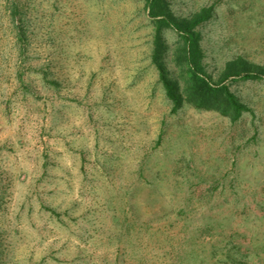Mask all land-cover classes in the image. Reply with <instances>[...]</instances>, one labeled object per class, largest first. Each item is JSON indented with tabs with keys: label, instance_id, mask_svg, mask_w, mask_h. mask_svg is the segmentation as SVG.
I'll return each instance as SVG.
<instances>
[{
	"label": "rangeland",
	"instance_id": "rangeland-1",
	"mask_svg": "<svg viewBox=\"0 0 264 264\" xmlns=\"http://www.w3.org/2000/svg\"><path fill=\"white\" fill-rule=\"evenodd\" d=\"M170 3L213 8V80L264 70V0ZM153 30L144 0H0V264H264V79H228L238 121L174 113Z\"/></svg>",
	"mask_w": 264,
	"mask_h": 264
},
{
	"label": "trees",
	"instance_id": "trees-1",
	"mask_svg": "<svg viewBox=\"0 0 264 264\" xmlns=\"http://www.w3.org/2000/svg\"><path fill=\"white\" fill-rule=\"evenodd\" d=\"M144 2L146 14L154 27L152 55L160 71L159 82L164 85L166 96L173 103V112L185 103L197 109L219 112L233 121H238L244 112H254L227 81L231 78L263 80L264 70H249L236 61L229 63L219 80H213L207 71L201 26L213 16V8L205 6L190 16H181L174 11L170 0ZM167 30L177 34L172 44L165 37ZM170 51L174 71L167 68L166 55Z\"/></svg>",
	"mask_w": 264,
	"mask_h": 264
}]
</instances>
